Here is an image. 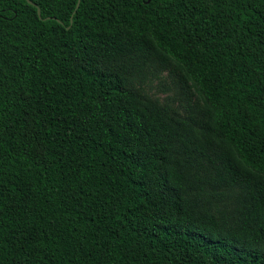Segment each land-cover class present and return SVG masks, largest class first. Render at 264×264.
Instances as JSON below:
<instances>
[{
	"label": "trees",
	"instance_id": "1",
	"mask_svg": "<svg viewBox=\"0 0 264 264\" xmlns=\"http://www.w3.org/2000/svg\"><path fill=\"white\" fill-rule=\"evenodd\" d=\"M31 1L0 0V264H264V0Z\"/></svg>",
	"mask_w": 264,
	"mask_h": 264
},
{
	"label": "rangeland",
	"instance_id": "2",
	"mask_svg": "<svg viewBox=\"0 0 264 264\" xmlns=\"http://www.w3.org/2000/svg\"><path fill=\"white\" fill-rule=\"evenodd\" d=\"M135 84L145 95L171 107L183 117L198 113L203 105L175 65L168 68H160L157 65L149 67L145 76L136 77Z\"/></svg>",
	"mask_w": 264,
	"mask_h": 264
},
{
	"label": "water",
	"instance_id": "3",
	"mask_svg": "<svg viewBox=\"0 0 264 264\" xmlns=\"http://www.w3.org/2000/svg\"><path fill=\"white\" fill-rule=\"evenodd\" d=\"M27 1H28L29 4H34L31 0H27ZM80 2H81V0H78L75 11H76L77 8L79 7ZM37 12H38V15L40 16V9H39L38 7H37ZM48 19H51V17H49Z\"/></svg>",
	"mask_w": 264,
	"mask_h": 264
}]
</instances>
